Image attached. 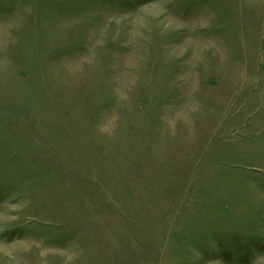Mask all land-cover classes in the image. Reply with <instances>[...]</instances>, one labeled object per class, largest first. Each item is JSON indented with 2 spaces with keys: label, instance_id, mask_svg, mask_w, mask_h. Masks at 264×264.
<instances>
[{
  "label": "rangeland",
  "instance_id": "374dc122",
  "mask_svg": "<svg viewBox=\"0 0 264 264\" xmlns=\"http://www.w3.org/2000/svg\"><path fill=\"white\" fill-rule=\"evenodd\" d=\"M0 264H264V0H0Z\"/></svg>",
  "mask_w": 264,
  "mask_h": 264
}]
</instances>
